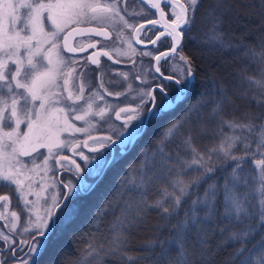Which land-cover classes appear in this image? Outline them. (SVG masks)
Here are the masks:
<instances>
[{"label": "snow or ice", "instance_id": "1", "mask_svg": "<svg viewBox=\"0 0 264 264\" xmlns=\"http://www.w3.org/2000/svg\"><path fill=\"white\" fill-rule=\"evenodd\" d=\"M141 2L147 3L153 10H159L158 20L147 21V24L151 26L147 29L148 31L159 30L160 25L163 27L160 35L151 40V44L156 45L161 37H166L173 43L170 51L161 52L154 57V60L157 63L161 60L167 63L170 59H174L178 60L179 64L171 68L174 74L167 76L161 72L160 67H154L153 71L159 74L161 82L153 87L148 80L141 81V84L148 85V88L147 90L141 88L137 92V96L134 97L137 100L136 106L121 108L115 113L117 119L121 118V113L127 114L121 125L122 131L116 134L117 139L114 140L111 136L99 138L89 136L90 140L99 145V147L91 148L90 151L95 155L89 158L83 152H77V148L80 147L78 143L73 146L71 141L60 139L61 133L72 135L74 132H89L92 123L88 118L102 119L106 115L105 108L93 110L96 100L104 101L105 99L99 92L92 93L86 99L82 83L78 88L79 95L74 97L71 91H67L69 79L76 72V69L69 65L78 63L75 58L76 53L86 51L82 43L73 46L72 40L85 35L107 38L106 31L93 27H80L82 24H91L93 21L101 25L121 23L124 28L132 29L136 33L133 39L137 40L139 33L145 29V25L136 27L128 23L121 14L116 0L104 4L99 3V0H20L19 4L13 3V0H0V21L8 22L7 26L0 23V57H2L0 59V129L5 126L12 128L11 131H0V157L5 161V164L0 165V185L16 186L25 205L32 203L27 201V195L24 193V180L28 178L26 171L34 172L40 166L36 165L33 159V168L27 169L19 157H29L33 153L39 155L38 150L41 148L47 149V156L43 160L44 171L51 170L49 160L54 158V163L58 165L59 170L73 172L76 177H79L76 184H72L71 181L68 184L59 181V186L65 189L63 197L53 193L47 198L44 215L37 216L35 220L28 219L30 227H24L23 231L31 234V241H12L9 236L0 237V240L8 245L13 256L18 244H27L28 252L25 255L31 258V264H40L37 258L47 251V245L55 234V229L61 226L68 214L65 212V209L69 208L68 201L77 194L89 193L92 190L87 177L103 175L109 165L108 154L112 151L126 152L154 123L168 114L167 110L172 108L173 99L183 102V98L192 87L195 80L192 63L177 51V46L181 44L184 32H191L199 0H188V6L174 4L173 0H163V3L171 9L169 14L174 17L171 22L165 20L160 0L155 2L141 0ZM21 10H23L22 13ZM120 35L122 36V33ZM127 43L131 48L132 41L129 40ZM95 47V44L88 45V48ZM66 54L72 55L65 59ZM101 54L109 57L107 52H93L87 58L88 63L98 66L100 63L98 57ZM151 55V52L141 53V56ZM253 55L257 54L253 52ZM259 55L261 63H264V52ZM9 63L15 67V71L6 73ZM119 75L126 78L127 74ZM261 75L264 76V70L261 71ZM82 76L83 71L79 73V77ZM135 78L140 79L138 75ZM153 79H156L155 75ZM246 82L264 93V79L246 77ZM99 87L103 89L102 81ZM170 88L174 89L171 96ZM104 91L108 96L113 95L107 92V89ZM130 91L129 85L125 93H116V96L127 95ZM220 95L222 100H227V96L222 91ZM157 96L159 103H157ZM79 101H84L79 109L82 114H76V105ZM255 102L258 105L264 103L260 100ZM210 103L217 104V108L220 107L215 100ZM62 104H66L67 107L61 106ZM70 113L76 121H84L87 127L77 128L71 124L68 119ZM189 121L191 125L198 123V119L192 117L191 109L184 118L170 124L163 135L164 137H185L182 142L188 145L193 154L191 160L186 162V168L199 171L200 175L194 177L188 184L178 181L182 185L179 188L180 195L174 192L168 193L175 207L170 212L168 207L160 206L162 211L166 214L176 213L180 209L182 199L189 195L188 190L195 191L201 184H205L202 196L198 194L195 200H191L190 210L193 212V217H189V220L197 215L196 206L203 204L208 219L218 217L219 223L224 224V227L217 225L215 228V231L222 236L227 232V240L224 243L233 242L240 245L230 258L233 264H264V199H258L253 205L246 191L248 180L241 176V173L245 172L244 165L251 162L255 168L259 169L255 179L260 185V193L264 194V159H249L257 153L264 156V124L255 125L251 119L247 123L222 122V125L226 124L230 129L258 133L255 149H252L251 143H243L244 155H234L233 150L239 143L248 140V137L232 135L225 136L217 147L210 148L209 154L205 155L190 143L193 137L189 135L191 128L186 127ZM13 124L15 127H12ZM21 124H25L26 131H20ZM83 146L87 148L88 141H84ZM53 149L68 150L76 157L82 158L88 166L87 177L81 176L80 165L72 156H58ZM213 154H217L216 159L221 161L219 164L214 161ZM224 169H230V171L225 173ZM217 172H220L219 176L216 175ZM209 180H222L223 183H208ZM52 186L56 187V185ZM221 193L223 199L218 201L217 197ZM36 195L39 197L40 193ZM7 200L6 196L0 197V201ZM220 206L223 207V212L218 211ZM31 210L28 208L29 212ZM12 215L16 216L15 213ZM236 221H240V226L236 225ZM187 223L188 221H185L183 227L186 228ZM212 223L216 221L212 220ZM230 226H236L237 230L231 231ZM16 227L15 223L11 225V229ZM257 237L259 239H256ZM253 240L256 242L252 243ZM197 243L206 246L208 243L206 235ZM247 243H252V246L247 247ZM170 244L175 245V241ZM6 259L0 261V264H6ZM128 259L134 258L128 257ZM23 264H29V260H24ZM185 264H190V261H186Z\"/></svg>", "mask_w": 264, "mask_h": 264}, {"label": "trees", "instance_id": "2", "mask_svg": "<svg viewBox=\"0 0 264 264\" xmlns=\"http://www.w3.org/2000/svg\"><path fill=\"white\" fill-rule=\"evenodd\" d=\"M185 44L195 72L189 93L130 150L116 155L103 175L88 177L92 179V190L68 201V214L55 229L47 251L37 258L40 264H233L230 258L240 245L224 243L227 232L222 236L215 231L217 225L224 227L219 218L213 217L216 223H212L201 204L195 208L197 215L189 220L193 217L191 200L198 194L202 196L205 184L195 191L188 190L189 195L182 199L176 213L162 211V207H168L170 212L175 207L168 193L180 195L182 185L178 181L188 184L200 175L186 168L193 154L182 142L185 137H164L163 133L191 109L198 123L191 125L189 121L186 127L191 128L190 143L199 152L209 154L210 148L232 135L248 137L233 150L234 155H244L243 143H251L255 149L258 133L230 129L222 122L247 123L251 119L255 125L264 124V103L255 102L264 101V93L246 82V77L264 79V63L259 55L264 52V0H199ZM221 91L227 100L221 99ZM213 100L220 104L219 108L210 103ZM216 155L213 159L219 164ZM249 159L264 156L257 153ZM244 168L241 176L248 180L246 191L255 205L259 199L255 179L259 171L251 162ZM1 194H7L12 206L17 204L19 196L14 185H0ZM63 194L64 189L62 197ZM222 199L221 193L217 200ZM218 211L223 212V207ZM236 225L240 226V221ZM230 230L236 231L237 227L230 226ZM205 235L207 245L198 244ZM172 241L175 245L170 244Z\"/></svg>", "mask_w": 264, "mask_h": 264}, {"label": "flooded vegetation", "instance_id": "3", "mask_svg": "<svg viewBox=\"0 0 264 264\" xmlns=\"http://www.w3.org/2000/svg\"><path fill=\"white\" fill-rule=\"evenodd\" d=\"M111 2L112 0H99V3L101 4ZM153 2H155V0H153ZM182 2L185 3L186 6H188V0H182ZM116 3L120 7L121 14L124 15L128 23L133 24L136 27L141 24L145 25V29L139 33L138 40L133 39L136 36V33L132 29L124 28L121 23H116L115 25H101L93 21L91 24H82L83 26H89L97 28L101 31H106L108 33V37H89L88 35H85L83 37H77L76 39L72 40L73 46H76L78 43H82L86 51L84 53H76L75 58L78 63L75 65L70 64L69 67L76 69V72H74L73 74L77 82L85 80L87 82H90L89 85L92 82L91 86L93 87L94 91L99 92L105 97L104 101L96 100V102L99 103L98 109L105 108L106 114H108L110 118L123 124L124 119H126L127 117V114L121 113V118L117 119L115 113L118 112L121 108H134L136 106L137 100L134 99V97L137 96V92L141 88H143L144 90H147L148 88V85H142L141 81L146 79L151 82V85L154 87L156 83L161 82L159 74L154 73L153 71L154 67H160L161 72H163L165 76L173 75L174 73L171 71V68L174 65L179 64V61L170 59L167 63H165L164 60H161L159 63H157L154 60L155 56L160 55L161 52L170 51L171 47L173 46L172 41L168 40L166 37H161V39L157 41L156 45L151 44V40L156 39V37L160 35V32L163 31V27L162 25H160L158 26L159 30L153 29L152 31H148L147 29L151 26L147 24V21L158 20L159 10L151 9L150 5H148L147 3H142L141 0H116ZM178 4L182 3L179 2ZM160 7L165 13V20L167 22H171L174 18L169 14L171 9L163 3V0H160ZM120 33H122V36L120 35ZM186 34L187 32H184L181 44L177 46V51L190 60L185 44ZM129 40L132 41L131 48H129V45L127 43V41ZM89 44H95L96 47L94 49L88 48ZM93 52H107L109 53L110 59L109 57H105L101 54L98 57L100 61L99 65H92L88 63L87 58L92 55ZM142 52H151L152 55L141 56ZM71 55L72 54H66L65 59H67L68 56ZM117 61H119V63H117ZM81 71H83V76L79 77V73ZM120 73L127 74L126 78L119 75ZM137 75L140 78L139 80L135 78V76ZM154 75L156 79H153ZM101 81L103 82V89L99 87ZM165 83L167 82L165 81ZM129 85L131 86V91L129 94L116 96V93H125L129 88ZM68 89L71 90L70 84H68L67 91ZM104 89H107V92H111L113 93V95L108 96ZM173 92L174 89L170 88L169 95L171 96ZM188 93H186L185 97ZM157 103H159L158 96ZM178 103L179 101L173 99L172 108L175 107ZM168 111H170V109L167 110V112ZM103 118H99V123L101 124L102 122L100 131L96 130L93 135H95L96 137L111 136L114 140L117 139V135L110 134L106 127L103 125ZM92 143L94 144V142H91V144ZM131 148L132 146L128 150H130ZM118 154L120 153L114 151V157ZM109 155L110 154H108V157ZM60 171L62 170H58L57 172L58 182L60 181L58 178V173ZM64 173L69 174L72 177L71 179L75 180L76 182L79 179V177H76L73 172H68L65 170L61 173V179ZM62 180L64 181V184H67L64 179ZM4 195L8 197L7 194ZM24 227L29 226L28 224L21 222L15 229H11V225L6 221L5 217L0 216V237L9 236L12 241H31L32 236L30 233L23 231ZM27 252V244H18L15 256H13V253L8 249V245L0 240V261H3L5 260V258H7L6 264L13 259H23L26 256L25 253Z\"/></svg>", "mask_w": 264, "mask_h": 264}, {"label": "rangeland", "instance_id": "4", "mask_svg": "<svg viewBox=\"0 0 264 264\" xmlns=\"http://www.w3.org/2000/svg\"><path fill=\"white\" fill-rule=\"evenodd\" d=\"M20 0H13V3L19 4ZM23 10H21V13ZM0 23L4 24L7 26V21H0ZM50 30V29H49ZM2 59V57H0ZM15 67L9 63L6 69L7 72H14ZM83 84L85 91H84V96L87 99L92 93L97 92L94 91L93 87L91 84L89 85L90 82H87L85 80H82L80 82H77L75 80L74 74L72 75L70 79V87L72 90V94L75 97L76 95H79L78 88L80 84ZM70 89H68L69 91ZM70 90V91H71ZM84 104V101H79L77 102L76 108L77 112L76 114H82L80 113L79 109L80 107ZM61 106L67 107L66 104H62ZM99 103L95 102L93 105V110L98 111ZM112 113V112H111ZM7 115V114H6ZM69 122L71 124H74L75 127L77 128H84L87 127L84 121H76L73 118V114H69ZM88 119L91 120L92 127L89 132L86 133H73L72 135H69L68 133H61L60 134V139L64 141H71L72 145L75 146V144H79L80 147L77 148V152H83L85 156H89L91 158L92 155H95L92 153L90 150L93 147H99L98 144L92 143V140L89 139V136L94 137V138H99L93 135V133L96 132V130L100 131L101 124L99 123V117H89ZM103 125L106 127V129L109 131L110 134L116 135L118 132L122 131L121 128V123L113 120L110 118L108 114H106L103 118ZM12 127H15L13 124ZM11 127H3V129H0V131H11ZM26 126L25 124L20 125V131L24 132L26 131ZM108 134V135H110ZM106 137V136H105ZM84 141H88V146L85 148ZM39 155L37 153H33L32 156L29 157H24L21 156L19 159L27 166V169H32L33 168V159L35 161L36 165H39L40 167L36 169V171H26L22 169V171H26V176L28 177L27 179L24 180V193L27 195V201L32 202L29 203L27 206L25 205L24 201L21 199L20 194L16 190L15 186V194L19 196V199L17 201V204L15 206H12V203L10 201H1L0 202V216L5 217L6 221L12 225L15 223L17 226L21 223L24 222L28 224V219L31 218L32 220H35L37 216H43L44 215V210L47 207V198L50 197L53 193H58L62 197V192L63 189L59 186L58 181H57V172L59 170L58 165L54 163V158L49 160V168L51 169L50 171H44L43 170V160L47 156V149L46 148H41L38 150ZM67 151V152H66ZM53 152L58 155V156H72L73 159L76 160V163L80 165L81 168V176L87 177V168L88 166L83 162L82 158L76 157L74 154H72L68 150H57L53 149ZM108 157V156H107ZM5 164V161L3 160L2 157H0V165ZM259 171V169H258ZM259 173V172H258ZM72 177L64 173L62 176V179L66 181L68 184L69 181L72 182V184H76L75 180L71 179ZM88 178V177H87ZM21 179H24V177H21ZM90 178H88V182L91 183ZM52 185H56V187H53ZM258 188H260V185H258ZM43 190V191H42ZM259 193V199H264V194H261L259 190H257ZM36 193H40V196L37 197ZM2 196V194L0 195ZM3 197V196H2ZM28 208H31V212L28 211ZM69 210H66L65 212L68 213ZM15 213L16 216H13L12 214ZM30 227V225L28 224ZM61 254V253H60ZM24 260H29V264H31V258L29 256H25L23 259H13L12 261L8 262L7 264H23Z\"/></svg>", "mask_w": 264, "mask_h": 264}, {"label": "water", "instance_id": "5", "mask_svg": "<svg viewBox=\"0 0 264 264\" xmlns=\"http://www.w3.org/2000/svg\"><path fill=\"white\" fill-rule=\"evenodd\" d=\"M179 2H181L182 4L185 5V3L182 2V0H173V3H174V4H178ZM185 6H186V5H185ZM80 27H82V28H87V27H89V26H83V25H80ZM113 157H114V151H112L111 154H110L109 157H108L109 163L111 162V160L113 159ZM62 171H64V170H62ZM62 171H60V172L58 173V178H59L60 181H63V180L61 179V173H62ZM63 182H64V181H63ZM63 195H64V194H63Z\"/></svg>", "mask_w": 264, "mask_h": 264}]
</instances>
